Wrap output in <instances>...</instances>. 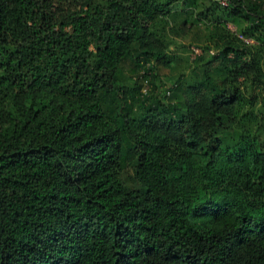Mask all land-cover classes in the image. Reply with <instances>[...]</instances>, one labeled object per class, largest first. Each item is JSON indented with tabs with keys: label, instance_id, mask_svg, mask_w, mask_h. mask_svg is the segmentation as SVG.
<instances>
[{
	"label": "trees",
	"instance_id": "obj_1",
	"mask_svg": "<svg viewBox=\"0 0 264 264\" xmlns=\"http://www.w3.org/2000/svg\"><path fill=\"white\" fill-rule=\"evenodd\" d=\"M214 1L0 0V264H264V0Z\"/></svg>",
	"mask_w": 264,
	"mask_h": 264
},
{
	"label": "rangeland",
	"instance_id": "obj_2",
	"mask_svg": "<svg viewBox=\"0 0 264 264\" xmlns=\"http://www.w3.org/2000/svg\"><path fill=\"white\" fill-rule=\"evenodd\" d=\"M215 5H219L220 7H223L222 5H225V0H216ZM200 4V2H199ZM221 4V5H220ZM206 1L201 2V6H198L195 11V16L201 19H204L203 16H199L200 12H204L206 9L211 10V5ZM218 14V13H217ZM214 14V17L217 15ZM211 14L209 15V17ZM183 17L179 16L174 24H179L181 19ZM211 20V17L208 19ZM247 22L240 21L238 23H232L230 21H227V28L232 31L239 34L242 32V30L247 26ZM209 26L207 21L204 20L203 22L200 21L196 25L192 26L191 29L186 32V34L181 35V32L175 33L176 31L173 30L171 33V39L176 43V48L174 49V53L178 56V63L174 66V69L169 71L166 68L159 67L155 71V75L157 76V79L155 80L157 85H161L160 92L163 93L167 87L171 84V82L178 76L179 73H183L185 76H189L191 69L194 67V60L195 58L202 54L205 57H208V55H212V51L209 52H202L203 46H205V36H206V27ZM173 28H176L175 26ZM175 31V32H174ZM263 68H264V61H263ZM161 83V84H160ZM166 85V87L164 86ZM146 91V90H145ZM255 112L258 114L259 118L261 119L259 121V125L262 124V127L259 130L261 142L264 144V93L260 94V97L255 105L254 108Z\"/></svg>",
	"mask_w": 264,
	"mask_h": 264
},
{
	"label": "built area",
	"instance_id": "obj_3",
	"mask_svg": "<svg viewBox=\"0 0 264 264\" xmlns=\"http://www.w3.org/2000/svg\"><path fill=\"white\" fill-rule=\"evenodd\" d=\"M240 38H242L241 36H239ZM244 40V42L245 43H247V44H251V43H253L251 40H249V39H243Z\"/></svg>",
	"mask_w": 264,
	"mask_h": 264
}]
</instances>
